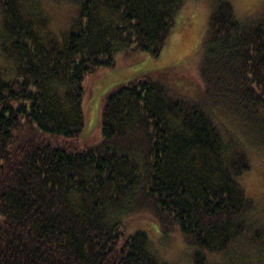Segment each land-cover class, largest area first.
Returning <instances> with one entry per match:
<instances>
[{
	"label": "trees",
	"instance_id": "trees-1",
	"mask_svg": "<svg viewBox=\"0 0 264 264\" xmlns=\"http://www.w3.org/2000/svg\"><path fill=\"white\" fill-rule=\"evenodd\" d=\"M183 3L0 0V264H170L140 221L186 243L181 264H264L239 181L264 153V6L243 21L213 6L196 97L137 77L79 142L87 76L121 51L158 55Z\"/></svg>",
	"mask_w": 264,
	"mask_h": 264
},
{
	"label": "rangeland",
	"instance_id": "rangeland-1",
	"mask_svg": "<svg viewBox=\"0 0 264 264\" xmlns=\"http://www.w3.org/2000/svg\"><path fill=\"white\" fill-rule=\"evenodd\" d=\"M218 1L221 0H184L158 55L152 56L138 50L121 51L116 56V62L111 69L87 76L83 97L84 126L79 137L80 143L92 144L96 141L105 97L112 90L137 77L145 75L157 77L182 94L197 96L200 85L196 79V71L200 58V44L211 10ZM223 1L232 5L234 16L239 21L259 16L264 6V0ZM0 63H2L1 56ZM241 130L242 135L239 129L237 134L244 140L247 136L244 129ZM249 160L250 170L245 172L239 181L245 193L260 209L258 213L264 219V153L252 149ZM129 228L145 230L154 239V246L160 254V259L167 263L181 264L190 251L178 235H159L152 221H140Z\"/></svg>",
	"mask_w": 264,
	"mask_h": 264
}]
</instances>
